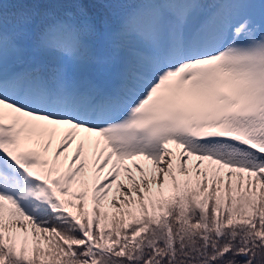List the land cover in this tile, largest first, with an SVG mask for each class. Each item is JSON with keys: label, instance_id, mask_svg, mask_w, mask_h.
Listing matches in <instances>:
<instances>
[{"label": "snow or ice", "instance_id": "obj_1", "mask_svg": "<svg viewBox=\"0 0 264 264\" xmlns=\"http://www.w3.org/2000/svg\"><path fill=\"white\" fill-rule=\"evenodd\" d=\"M143 2L0 0V264H264V0Z\"/></svg>", "mask_w": 264, "mask_h": 264}, {"label": "trees", "instance_id": "obj_2", "mask_svg": "<svg viewBox=\"0 0 264 264\" xmlns=\"http://www.w3.org/2000/svg\"><path fill=\"white\" fill-rule=\"evenodd\" d=\"M142 5H146L147 8L145 9L142 8ZM128 7L140 9L146 14V17H150L153 12L164 10L171 6L165 3L158 2V0H145V2L143 3L130 4L128 5ZM203 7L209 11H212V10L222 7V5L216 4V3H207L203 5ZM131 43H129V47H132Z\"/></svg>", "mask_w": 264, "mask_h": 264}, {"label": "rangeland", "instance_id": "obj_3", "mask_svg": "<svg viewBox=\"0 0 264 264\" xmlns=\"http://www.w3.org/2000/svg\"><path fill=\"white\" fill-rule=\"evenodd\" d=\"M142 8H147L146 7V5H142ZM132 42V43H131ZM129 43H131L132 44V47H135V46H137L138 45V43H139V41L137 40V38L136 37H131L130 39H129Z\"/></svg>", "mask_w": 264, "mask_h": 264}]
</instances>
